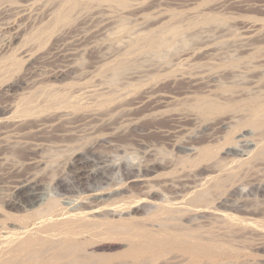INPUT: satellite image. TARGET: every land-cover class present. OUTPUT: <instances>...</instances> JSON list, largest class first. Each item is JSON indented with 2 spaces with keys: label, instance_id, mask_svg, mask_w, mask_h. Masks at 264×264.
I'll return each mask as SVG.
<instances>
[{
  "label": "rangeland",
  "instance_id": "1",
  "mask_svg": "<svg viewBox=\"0 0 264 264\" xmlns=\"http://www.w3.org/2000/svg\"><path fill=\"white\" fill-rule=\"evenodd\" d=\"M245 141L256 157H226ZM187 176L204 192L171 199L160 181ZM27 178L42 204L2 200ZM261 179L264 0H0V242L31 239L0 264H69L63 229L79 264H264ZM127 188L43 231L66 219L55 203Z\"/></svg>",
  "mask_w": 264,
  "mask_h": 264
},
{
  "label": "bare ground",
  "instance_id": "2",
  "mask_svg": "<svg viewBox=\"0 0 264 264\" xmlns=\"http://www.w3.org/2000/svg\"><path fill=\"white\" fill-rule=\"evenodd\" d=\"M63 75V74H62ZM199 110L206 115L207 112L209 113L210 111H213V106L208 105L207 103H202L199 105ZM65 117H69V112L65 111L62 114H60L59 118L57 119L59 122L65 121ZM110 139H111V135H107L105 140H103L102 144L100 147L103 148H107L108 146H112L110 144ZM257 146L255 143L253 142H248L245 141L243 143L242 146L240 147H236L234 148L233 151H227L225 152L226 157H231V161L234 160L235 158H239L243 161L246 160H250L253 157L257 156V153L254 155V152L256 151ZM188 151L190 152H194L193 154L196 153V148L195 147H190L187 148ZM92 151H99L102 152L100 150H98V148H94L92 149ZM149 156V155H148ZM77 162V161H76ZM143 163V162H142ZM157 162H155L154 160L147 158L146 161H144L143 165H140L138 169H136L138 175H134V177L132 178L131 183L136 182V183H144L146 181H149L147 179H145L143 176L139 175L140 172L143 171H153V167L156 165ZM102 167H100L101 169ZM98 171H95V173H97ZM220 172H224L227 173L225 171V169H221ZM94 172H88L86 173V175H92ZM135 173V172H134ZM85 176V175H84ZM89 177V176H88ZM191 177V175H190ZM190 177L187 176L186 178H177V179H172V178H167V179H163L160 181V183L162 184V186L166 187L168 192L170 193V198L171 199H176L177 197H180L186 190H194L193 192L191 191V193H193V195L190 193H188V197L191 198H197V193H201L204 192V189L201 188V184L200 185H196L195 183H192L193 186L191 185L190 181ZM206 184H212V181L210 179H206ZM62 179H58V181L56 182L58 184V186L62 189L63 193L65 192H69L68 189H65L66 187L62 188V183H61ZM151 181V180H150ZM264 182V179H261L258 183ZM61 183V184H60ZM258 183H255L256 185ZM256 185L252 184L251 187H255ZM41 186V182L34 178V179H20L18 181H16L15 183H13L12 188H11V193L8 195H5V197L2 198V200L8 204H13L12 203V197L14 196H19V195H25L27 198H31L33 200H35V202H33L34 204L31 205L32 207H36L40 204H42L44 202L43 197L39 196V192L38 188ZM199 187V189H198ZM128 189V188H127ZM198 189V190H196ZM126 190V189H125ZM123 190V192H117L115 194H96V195H92L90 196L88 199H85L84 201H80L79 202V206H76L72 209L67 208L64 205H57L58 203H55L54 205H52V208H57L60 207V212L61 214H66V219L64 222L59 221L58 223L55 224H51L48 227H46L43 231L44 232H51L52 230H54V228L56 226L62 225V226H66L68 228H74L75 226H77V224L79 222H82L85 217L88 214L91 213H96L98 212L100 209L104 208L103 204L106 202H110V203H114L116 202L120 197H122L124 195V193H130L131 190ZM144 194H150L152 193V191H143ZM69 194V193H66ZM123 194V195H122ZM187 195H184V197H186ZM124 197V196H123ZM66 232H63L59 238H58V242L60 244H64L65 245V250H64V254H75L76 257L72 258L70 260L69 264H79V260L77 259V252H78V241L79 239L77 238V235H71L70 232L66 229H63ZM31 244V239L27 238L24 239L23 241H18V242H11V243H2L0 242V249H3L4 251H10V252H14V251H18L21 249H25L27 246H29ZM163 240H157L154 244H151L150 247L155 248V247H161L163 246ZM68 258V256H66ZM63 259H61L62 261Z\"/></svg>",
  "mask_w": 264,
  "mask_h": 264
}]
</instances>
